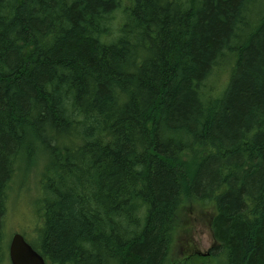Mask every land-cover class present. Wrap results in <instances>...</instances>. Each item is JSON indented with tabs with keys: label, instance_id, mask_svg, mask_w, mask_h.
<instances>
[{
	"label": "trees",
	"instance_id": "obj_1",
	"mask_svg": "<svg viewBox=\"0 0 264 264\" xmlns=\"http://www.w3.org/2000/svg\"><path fill=\"white\" fill-rule=\"evenodd\" d=\"M38 166L47 264H168L191 203L178 264H264V0H0V264Z\"/></svg>",
	"mask_w": 264,
	"mask_h": 264
},
{
	"label": "rangeland",
	"instance_id": "obj_2",
	"mask_svg": "<svg viewBox=\"0 0 264 264\" xmlns=\"http://www.w3.org/2000/svg\"><path fill=\"white\" fill-rule=\"evenodd\" d=\"M229 70L227 65L224 66L206 85L213 87L214 92L222 89L229 80ZM39 172L40 166L31 170L27 177L19 172L11 184L7 227L4 229L5 245L10 244L15 234H21L27 243L35 246L42 219L38 203L43 198L37 187ZM213 212L212 208L197 203L187 204L181 209L168 264H178L188 255L193 256L199 252L207 254L216 245L212 232ZM212 263L217 264L213 260ZM5 264H11L9 257Z\"/></svg>",
	"mask_w": 264,
	"mask_h": 264
},
{
	"label": "water",
	"instance_id": "obj_3",
	"mask_svg": "<svg viewBox=\"0 0 264 264\" xmlns=\"http://www.w3.org/2000/svg\"><path fill=\"white\" fill-rule=\"evenodd\" d=\"M11 264H47L45 258L35 250L21 234H15L10 242Z\"/></svg>",
	"mask_w": 264,
	"mask_h": 264
},
{
	"label": "flooded vegetation",
	"instance_id": "obj_4",
	"mask_svg": "<svg viewBox=\"0 0 264 264\" xmlns=\"http://www.w3.org/2000/svg\"><path fill=\"white\" fill-rule=\"evenodd\" d=\"M188 256H190V255H188Z\"/></svg>",
	"mask_w": 264,
	"mask_h": 264
}]
</instances>
